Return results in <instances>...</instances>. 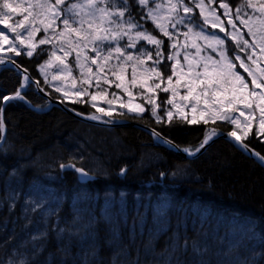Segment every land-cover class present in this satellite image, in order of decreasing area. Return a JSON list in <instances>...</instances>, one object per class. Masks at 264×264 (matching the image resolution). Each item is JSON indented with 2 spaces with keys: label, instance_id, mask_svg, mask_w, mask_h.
Returning a JSON list of instances; mask_svg holds the SVG:
<instances>
[{
  "label": "trees",
  "instance_id": "1",
  "mask_svg": "<svg viewBox=\"0 0 264 264\" xmlns=\"http://www.w3.org/2000/svg\"><path fill=\"white\" fill-rule=\"evenodd\" d=\"M227 2L235 9L244 0H227ZM27 27L13 26L16 29L13 36L15 37L17 33L21 36L25 35ZM40 36L41 33L32 40L37 48L31 57L25 54L29 49L21 45L17 46L23 47L20 55L14 52H11V55L23 70L41 82L42 88L52 98L62 99L61 94L50 88L39 72V67L50 56L51 44L57 42L54 40L50 44L40 45L38 43ZM8 39L11 40L9 37ZM16 42L19 44L18 41ZM27 44L28 41H25V45ZM163 72L166 73L164 66ZM83 77L91 82V75ZM114 80L117 81L116 77L112 76L111 81ZM21 82L20 73L0 68V97L15 93L17 88H20ZM84 85L90 88L89 93L94 89L89 84ZM110 90L108 94L112 96L113 89ZM99 92L101 96L106 95L102 88ZM161 95L167 96L164 93ZM24 99L36 107H49L43 111L35 110L18 101L6 105L2 116L3 132L6 131V144L13 147L14 154L5 157L0 153L1 171L5 172L4 170L12 168L13 162L16 158L19 159L21 152L23 156L30 154L38 157L52 150L64 151L68 152V157L75 159L69 149L74 148L75 155H78V152L82 151L81 148H86L92 143L102 153V157H98V160L107 169L105 170L107 179L97 176L96 181L86 184L87 189L99 194L124 192L128 195V203L134 207L138 205L136 197H143L145 200L146 197L151 196L152 200H155L158 198L156 196L160 195L168 196L172 205L167 217L166 230L157 234L146 230L142 232L137 229L139 224L133 226L131 220L127 222L121 220L118 226L120 235L116 238L108 222L100 220L94 226L95 246L90 248V253L81 242L80 238L83 237L81 231H75L78 233L75 236H69L66 231V238L57 237L53 231H50L49 246L44 250V257L48 259L49 264H84L85 260L87 264H235L234 257L246 258L248 253L243 247L233 248L229 252L231 246L226 241L233 234L227 231L229 228H226L227 223H222V218L226 220L238 218L246 221L249 219L255 224V234L260 237L258 244L261 245L253 248L249 255L252 257L251 252H255V255L263 252L261 259L263 261L257 264H264V168L243 155L233 143L224 139L218 140L201 156L187 160L167 151L164 144L157 143L153 136L141 129L129 126L107 129L82 123L69 116L63 109L52 107L33 87L24 94ZM106 101L108 100H104ZM0 102L4 105V101ZM68 105L83 114H89L93 108L86 101L68 102ZM161 106L165 107L164 103H161ZM164 113L165 108L160 111V116L164 119L159 123L154 117L149 118V111L138 117L128 113L123 115L118 113L109 118L152 129L168 141L179 145L181 149L189 148L192 152L196 151V147L205 138L206 130L215 129L227 133L234 130L238 133L237 128L227 121H209L207 124L201 121L189 124L188 120L175 117L165 122ZM84 128L87 131L82 130ZM80 131L84 132L85 136L78 137ZM3 132L0 134L3 135ZM73 138L75 139L72 141ZM242 140L264 156V139L255 131L248 136H242ZM150 153H155L152 163L146 160ZM73 163L80 165L74 161ZM122 168L127 169L123 176L119 175ZM177 168L188 170L193 178L177 179L172 175ZM161 173L164 175L162 176ZM28 174L31 172L26 175ZM60 174L64 176V173ZM65 175L66 186L81 184L74 172ZM2 177L0 174V180L3 181ZM4 204L2 201L0 207V261L2 252L14 248L10 244L12 242L10 234L14 232L16 236V232L10 230L13 216L8 214L9 210L5 209ZM63 206L62 210L69 211L67 203ZM63 212L58 214L57 222L62 228L67 229L74 220L64 222ZM65 216L69 218L67 211ZM252 238L253 236H247L242 242L249 246L253 244L249 242ZM185 239L188 240L186 250ZM193 241H197L202 247V255L193 252L191 247ZM205 247L206 252L203 251ZM120 249L126 256L120 254L122 253ZM43 262L45 264V259ZM30 264L39 263L30 260Z\"/></svg>",
  "mask_w": 264,
  "mask_h": 264
},
{
  "label": "rangeland",
  "instance_id": "2",
  "mask_svg": "<svg viewBox=\"0 0 264 264\" xmlns=\"http://www.w3.org/2000/svg\"><path fill=\"white\" fill-rule=\"evenodd\" d=\"M169 2H175V0H160V3L162 4H166ZM184 2L186 4H189V6L191 7L196 2H198V0H192V3H189V0H184ZM203 2L205 5L208 4V0H203ZM244 2H247V0H244ZM251 2L254 4H260L264 3V0H251ZM4 3H8L10 7L4 8ZM35 3L36 0H0V29L3 30L4 35H7L9 38H11V40L8 39L7 41L0 39V48L3 49V51H0L1 58H7L8 56H10L12 51H9V49L12 47V44H16L17 46L19 45L16 41L13 40L14 32L11 29L13 28V26L16 25L17 21L23 19L24 15H27V12L24 11L25 8H27L29 4ZM131 3L132 2H130V4ZM219 3L220 1L217 0L215 3L212 4L211 7L216 8V14L220 16V20L223 22L225 32H220L219 25L215 28L209 25L206 27L205 31L206 33L215 32L219 35L220 38L225 39L226 47L234 46V42L228 39L226 36L227 32L233 30L232 26L228 23V17H225L223 15L224 10L219 8ZM230 8L234 13L235 9L231 6ZM133 10H137L135 5H133ZM161 11H167V9L162 8ZM248 11L251 12L252 10L248 9ZM209 12L210 9L205 8V15H208ZM199 13L200 9L193 7V12L189 13V15H192L193 19L195 20L199 17ZM232 18L233 22L237 25V28H239L240 31L243 33L244 39H248L251 42V38L248 36L247 30L240 24L239 20L235 19L234 15ZM137 19H139V17ZM199 22L201 24L203 23L202 17H199ZM28 23H30V21ZM28 23H26L25 26H28ZM148 24L151 25V27H148ZM145 26L149 29L155 27V25H153L150 20L146 22ZM177 28L181 33L187 31V29H185L182 25H178ZM156 31L157 38L163 39L164 46L165 48H167L170 43L169 38L159 33V29H157ZM169 31L171 32L174 30L171 29V27L169 26ZM194 31H199V28L194 29ZM39 33H41L39 40L45 36L43 30H41L40 32L36 33L33 40L38 36ZM257 35L259 37V33ZM56 42L58 44L62 41ZM176 42L177 48L180 49V55L177 57V59L180 60V64H176L177 69L181 68L182 65H186V62L183 60V55L185 51L192 53V55H190L189 57V60L193 64L197 63L201 58L205 57L206 55H212L214 59L216 58V54L211 52V48L206 47V45H208L210 42L196 38L191 34L189 35V38L187 40H185L183 36L177 35ZM193 42L201 48L200 57H195V59L193 57L196 49L191 47ZM257 42H259V39ZM32 43L35 45L34 49H32L34 52L37 46L35 42L32 41ZM144 43L145 41L141 40L140 43L137 44L136 49H129V51L133 53L134 59L137 54V49L140 47V44ZM53 44H55V42H53ZM53 44H51L52 48ZM123 44L124 41H121V46H123ZM182 45H184L185 47H181ZM217 47L219 46L217 45ZM22 48L23 47L19 46L17 47V50L20 51ZM147 48L153 49V45H147ZM168 54L169 51L166 50L164 52V63H161L159 65V70L161 72H163V66L165 64L174 63V61L167 60ZM228 55L229 57H231L230 51ZM239 55L242 59L245 60L246 64L251 63L247 61L246 54L244 52H239ZM57 57H60V59H57ZM153 59H155L154 52ZM253 59L256 60V64L252 65L253 68H257V70L259 68H264V55H261L259 49H257ZM49 60H51V63H48ZM61 60H63L64 63H61ZM73 61L74 53L69 54L65 57L61 52L57 51L56 57L49 56L47 61L39 67L40 75L49 84L50 88L58 91L61 94V97L64 101L72 103L78 102L79 100H83L88 102L90 105L94 103L97 105V108L103 109L105 111L109 109H114L110 116L118 113H128L130 115L138 117V106H142L145 108V111L139 115L142 116L146 114L148 109H151L153 107L152 103H146L148 97H153L155 105L158 106L156 108L158 116H160V111L165 108L172 111V118H180L179 112L182 110L184 115V119L182 120H191L195 118L197 122H201L205 119H208L209 116L212 114V112L208 111L207 109L215 111L217 108L220 107L221 101L231 98L227 93L223 92H217L215 94L209 92L206 96L200 95V91L203 86H197V84L194 83L192 95L188 96V99L186 100L183 99V97L186 96L188 93V88L186 87V84L189 82L190 75L187 74L186 66L184 67V73L178 72L177 75L173 77V86L177 90V95L175 97L172 96L171 92L165 93L163 91H160L159 89L148 87L156 82V77L150 71H144V69H151L153 63L152 60L146 59L144 60L143 64L136 62L135 65H133V62L129 61L122 67L116 66L112 68V71L115 72L116 75L121 76L124 88L128 90L127 92H125L123 88H116V84L120 83L121 81H111V77H116V75H111L108 72V66L118 65L117 61H109L99 73H97V68L95 66H92V72H89L87 64H85L83 69V76L91 75L90 87H94V89L89 93L90 88L82 83V80L80 78V69L75 66ZM203 62L208 64L210 75H215L216 71L219 70L218 65H214L207 60ZM97 63L100 62L98 61ZM234 63H236L237 65L239 64L238 61H234ZM133 66H135L136 68L137 76L135 84L132 83L131 77ZM69 68L71 69L70 72L68 70ZM197 71H202V69L197 68ZM235 71L237 73L242 74L245 77L246 81H250L251 78L248 77L247 73L243 72V69L237 66L235 68ZM97 75L101 77L99 88L95 86ZM105 75L110 81V84H105L103 82V77ZM166 75L167 74L165 73V76ZM177 81L179 82L177 83ZM142 83L146 85V87L143 89L140 87ZM25 86L26 84L23 82L22 89H24ZM164 86V84L161 85V87ZM82 87L87 89L88 94L78 96L77 92ZM107 87H109V89ZM252 87L253 86L249 83L248 89L242 90L240 92V95L247 96V93L252 90ZM100 88H102V91L103 89H107V92H104L106 94L105 96H101L99 92ZM110 89H113L112 96L108 94L109 92H111ZM262 90L264 89H256L257 92H260ZM113 93H116V98L113 97ZM162 93L167 94L169 98L173 99V105H176L177 107L165 104L163 101V98L165 96H162ZM65 94L67 95V99H65ZM92 95H96L95 100H91ZM253 99L254 98L252 97H248V100L251 103V108H249L248 105L243 102V100L238 102L237 109L244 110L243 116L240 115V112L238 110H234L228 107L224 108L225 112L230 113L233 116L239 117L238 124H232L235 128H237L238 133H236V135L239 137L248 136L254 131L256 133H258V131L264 132V129L261 128L260 124V121L264 120V114L260 112V108H264V101H260V107L258 108L256 104L252 102ZM104 100L112 101V103L109 104L108 101L104 102ZM18 102H23L29 107L41 111L49 107H36L31 103L27 102L25 99H18ZM161 103H164L165 107H162ZM193 105H195V111H192ZM129 108L132 109L131 112H129ZM209 121L212 120L209 119ZM247 124H250L251 127H246ZM82 130L87 131V129L85 128ZM78 134V137L85 136V133L81 131ZM259 136L264 139V134H260ZM74 139L75 138L71 140L73 141ZM5 147V152L0 151V153L4 154L5 157L14 154L12 150L13 147L11 145L5 144ZM79 147L81 146L79 145ZM81 149L82 151L78 152V155H75L74 148L69 149L70 154H74L75 159L71 156L68 157V152L64 151L58 152L56 150H52L47 153H44L43 155H38V157H35L34 155L30 154L28 156H23L21 152V158H16V161L13 162L14 164L12 168L4 170L5 172L0 170V174H2V178L4 179L3 181L0 180V207L3 201L6 207L5 209L7 211L9 210L8 214H11L13 216V218L11 217L12 226L10 227V230H14L16 232V236L14 232L10 234L12 235V242L10 244L14 248L12 249L11 247L7 252H2L1 261H7L12 256L13 251H15L17 253L15 257L17 260L27 257L29 262L30 260H34L37 261L39 264H44L43 259H45V264H49L48 259L44 257V250H46L49 246V241L51 239L49 235L50 231H53V233L57 235V237L63 236L65 238L67 237L69 231H81L83 235V237L80 238L82 240L81 242L82 244H85L84 248L87 249V252L90 253V248L92 246H95V243H93L95 238L94 226L100 220L108 222V225H110L112 233L114 232V236L116 238L120 235L118 226L121 220H123V222L131 220L133 226L139 224V227L137 229L141 230L142 232L143 230H146L150 233L154 232L157 234L166 230L167 217L171 210V201L167 198L168 196H156L158 198L155 200H152L151 196L146 197L145 200H143V197H136L135 199L138 201V205L137 207H134V205L128 203V195L126 193L116 194L115 192H109L110 195L109 193L99 194L91 192L89 189H87V187H85L86 185L66 186L64 183L66 177L65 173H68V171L62 172L59 170L61 163L68 164L70 162L72 163L73 161L77 162L96 176L107 179V174L105 172V170L107 169H105V166L103 167V165H101L99 163L100 161L98 160V157H102V153L99 151L97 146L91 143L88 145V147ZM153 157H155V153L148 154L146 157L147 162L152 163ZM76 159H78V161ZM185 171L186 174L178 175L176 176V178L181 180L192 179L193 175L190 174L188 170ZM28 172H31V174L26 175ZM60 173H64V176ZM30 201H35L42 206L37 207L36 210L33 211L32 204L30 203ZM66 203L69 206V211H66L67 213H69L70 219L65 216L66 211L62 210L64 208L63 205H65ZM62 212V217L63 219L65 218L63 220L64 222H71L74 220L73 223L68 225V231L66 235V232L63 235H58L59 229L62 227L61 224L59 225V222H57V219L59 218L58 214H61ZM49 213L51 214L49 215ZM195 213L197 214L198 210L195 211ZM45 221L47 222L45 223ZM222 223H227L226 228H229V230L227 231L232 232L233 234V236L229 237V241L227 240L226 242L230 246L238 245V247L236 248L243 247L248 253V256L246 258H241L237 256L234 257L233 261L235 262V264H239L237 258H239L240 261L250 258L251 256L249 255V252L253 248H258V246H260V244H258V240H260V237L257 233L255 234V224L249 219L248 221H246L238 218L234 220H226L225 218H222ZM44 231H47V236L35 242L37 247H40L42 249L37 253L33 250L32 237ZM144 234L146 233L144 232ZM247 236H253L252 241H249L253 244H250L249 246L242 242ZM246 247H248V249ZM200 248L202 247L200 246ZM120 252H122L120 254H122L123 257L126 256L121 249ZM251 255H255V252H251ZM255 257L257 263L263 261L261 260L263 257V252L256 253Z\"/></svg>",
  "mask_w": 264,
  "mask_h": 264
},
{
  "label": "snow or ice",
  "instance_id": "3",
  "mask_svg": "<svg viewBox=\"0 0 264 264\" xmlns=\"http://www.w3.org/2000/svg\"><path fill=\"white\" fill-rule=\"evenodd\" d=\"M215 2L216 0H208V4L205 5L203 0H198V2L190 7L184 0H175V2L166 4L160 3V0H132L131 4L129 0H36L35 4H29L27 8H25L24 11L27 12V15H24L23 19L16 22L17 28H24L25 24L30 21L28 27L25 29V35L21 36L17 33L14 40L18 41L19 45L26 46L29 49L25 53L28 57L33 55L32 49L35 47L32 40L36 33L41 30H43L45 36L38 41L40 45L52 43L54 40L58 42L62 41L61 43L53 44V48L49 53L50 56L56 57L57 51L61 52L65 57L74 53L73 63L80 69V78L84 84H89L90 86V80L84 79L83 77L85 64H87L89 72H92V66H95L97 68V73H99L109 61L115 60L118 62V65H109L108 72L111 75H116V73L112 71L113 67H122L129 61H132L133 65H135L136 62L143 64L146 59L152 60L153 63L151 69H144V71H150L156 77V82L148 87L159 89L165 93L171 92L172 96L175 97L177 95V90L173 86V77L176 76L178 72L184 73V67L186 66L187 74L190 75L189 82L186 84L188 93L183 99L186 100L188 96L192 95L194 83L197 84V86H203L200 95L206 96L209 92L213 94L223 92L231 97L221 101L220 107L215 111L207 109L211 111L212 114L203 122L207 124L209 119L213 122L220 119L230 124H238L239 117L225 112V107L238 110L240 115L243 116L244 110L237 109L239 101L243 100L249 108H251V103L248 97L254 98L252 102H254L258 108L260 107V101H264V90L260 92L256 91V89H264V68H259L257 70V68L252 67V65L256 64V60H254L253 57L257 49H259L261 55H264V3L254 4L251 0H247V2L239 3L235 7V12L233 13L227 0H220L218 6L224 10L223 15L228 17V23L233 29L227 32L226 36L234 42V46L226 47L225 39L220 38L215 32L206 33L205 31L206 27L209 25L213 28L219 25L220 32H225L223 22L220 20V16L216 14V8L211 7ZM189 3H192V0H189ZM133 5H135L137 9L135 12H133ZM3 7L9 8L10 5L4 3ZM193 7L200 9L199 17L203 18L202 24L199 22V17L194 20L193 16L189 15V13L193 12ZM162 8L167 9V11H161ZM205 8L210 9L208 15H205ZM248 9L252 11L249 12ZM233 15L247 30L251 42L248 39H244L243 33L233 22ZM137 17H139V19H137ZM149 20L155 25L152 29L145 26L146 22ZM178 25H182L187 31L181 33L177 28ZM169 26L174 31L170 32ZM196 28H199V31H194ZM157 29H159V33L169 38L170 43L167 48L164 46V40L157 38V36L153 34ZM11 30L13 32L16 31L15 28ZM258 33L259 37L257 35ZM190 34L196 38L210 42L206 47L211 48V52L216 54V58L214 59L212 55H206L197 63L193 64L189 60L192 53L185 51L183 60L186 62V65H182L181 68L177 69L176 64H180V60L177 59L180 55V49L177 48L176 36H183L184 39L187 40ZM0 39L5 41L8 40V36L4 35L2 29H0ZM258 39L259 42H257ZM141 40L145 41V43L140 44L134 59L133 53L130 52L129 49H136L137 44H139ZM25 41H28L27 45H25ZM121 41H124L123 46H121ZM147 45H153V49H148ZM217 45L219 47H217ZM181 47L185 46L182 45ZM191 47L196 49L193 58L200 57V46L193 42ZM166 50L169 51L167 60L174 61V63L164 65L165 72L167 73L165 76V73L159 70V65L164 63V52ZM0 51H3V49L0 48ZM9 51L14 52L16 55H20V51L17 50L16 44H12ZM229 51L231 52V57L228 55ZM153 52L155 54V59H153ZM239 52H244L247 61L251 63L246 64L245 60L239 55ZM43 54L44 52L41 53V55ZM57 59H60V57H57ZM205 60L219 66V70L216 71L215 75L209 74L208 64L203 62ZM98 61L100 63H97ZM234 61H238L239 64L237 65ZM2 63H4V58H0V64ZM48 63H51V60H49ZM61 63H64V61L61 60ZM12 64H15V61H12ZM237 66L243 69V72L247 73L248 77L251 78L250 81H246L242 74L235 71ZM197 68L202 69V71H197ZM68 70L69 72L71 71L70 68ZM20 74L23 76V82L27 84L28 77L23 75V73ZM131 77L132 83L135 84L137 79L135 66L132 67ZM116 79L121 81L116 84V88H123L124 91L127 92L128 90L124 88L121 76L116 75ZM100 80L101 77L97 75L95 81V86L97 88L100 87ZM103 82L105 84H110L106 75L103 77ZM178 82L179 81H177V83ZM249 83L253 86L252 90L247 93V96L240 95L242 90L248 89ZM162 84L165 86L161 87ZM140 87L143 89L146 85L142 83ZM103 91L106 93L107 89H103ZM87 94V89L83 87L77 92L78 96ZM113 97L116 98V93H113ZM14 98L24 99V97L20 95V88H17L14 97L3 96L0 97V101H7ZM65 99H67L66 94ZM95 99L96 95H92L91 100ZM163 101L167 105H173V99L168 96H165ZM78 102L83 103L84 101L80 100ZM108 103L111 104L112 101H108ZM146 103L153 104V107L148 109L150 113L149 118L155 117L157 123L161 122L164 117L157 115L156 108L158 106L155 105L153 97H148ZM91 106L97 108V105L94 103ZM173 107L177 106L173 105ZM138 108L139 111L137 112V116L145 111V108L142 106H138ZM97 110L101 111L104 116H110L112 111H114V109L105 111L99 108H97ZM3 111L4 105L0 102V133L3 132ZM131 111L132 109L129 108V112ZM192 111H195V105H193ZM260 112L264 114V108H260ZM121 115H123V113H121ZM164 115L167 117L165 122L171 121L173 115L172 111L165 109ZM179 116L181 119H184L182 110L179 112ZM89 119H100V117L92 114L89 116ZM187 122L189 124H196L197 120L193 118ZM260 124L261 128L264 129V120L260 121ZM246 127L250 128L251 125L247 124ZM150 134L157 136L156 142L159 144H168L170 149L176 151L182 150L188 153L189 156L195 155L189 148L181 149L179 145L159 137L154 130ZM217 134L215 129L206 130L205 138L196 147V151L199 152L200 148L204 147V145L208 143V140ZM257 134H264V132L258 131ZM219 135L223 136L224 133H219ZM227 135L234 137L238 142L240 141V137L236 135L234 130L228 132ZM239 147L241 150L247 151L248 155H252V153L248 151L247 145L240 144ZM0 151H6L5 140L2 134H0ZM256 156L258 157V162L264 165V156H260L258 153ZM60 168L75 170V172L79 174L81 181L94 178L87 170L82 167L78 168L72 163H61ZM126 171V168H122L119 175L123 176ZM184 174H186V171L183 168H177V170L172 173L174 177ZM161 175L163 176L164 173H161ZM30 203L32 204L33 211H35L37 207L42 206L35 201H30ZM50 214L51 213H49V215ZM46 222L47 221H45V223ZM66 231L68 230L60 228L58 235H63ZM68 234L69 236H75L78 233L69 231ZM46 236L47 231H44L32 237L33 250L35 252L38 253L42 250L40 247H37L35 242ZM191 247L194 253L203 254L197 241H193ZM236 247H238V245H232L229 252ZM184 248L185 250L188 248L187 239H185ZM203 251L206 252L207 248L205 247ZM16 255L17 253L13 251L12 256L7 261H0V264H30L27 257L17 260L15 258ZM237 260L239 264H257L255 255L242 261H240L239 258H237ZM84 264H87V260L84 261Z\"/></svg>",
  "mask_w": 264,
  "mask_h": 264
},
{
  "label": "water",
  "instance_id": "4",
  "mask_svg": "<svg viewBox=\"0 0 264 264\" xmlns=\"http://www.w3.org/2000/svg\"><path fill=\"white\" fill-rule=\"evenodd\" d=\"M12 61L13 60H5L4 63L0 64V67L5 68V69H11V70L14 69V70L18 71L19 73H23V75H26L28 77V80H29L28 83L34 85V87L37 89V92L40 93V95H42L46 100H48V102L51 104L52 107H59V108L63 109L69 116L75 118L76 120H78V121H80L82 123L88 124V125L102 126V127H111V128H118V127H123V126H129V127L132 126V127H135V128L141 129L142 131L147 132L149 135H151V136H153V137H155L157 139V136L156 135L150 134V133L153 132V130L152 129H149V128H146L144 126H138V125H135V124H131L129 122H126V121H118L115 124H106V123L98 122L95 119H89V116L90 115L77 114L79 112L75 111L73 108L68 107L64 103H62L60 101H57V100H54L53 98H51L50 96H48L47 92H45L41 88V86H40V84H39V82L37 80L33 79L30 76V74L27 71L23 70V68H21L16 62H15V64H12ZM17 66H19V67H17ZM14 96L15 95H13L11 97H14ZM15 99L16 98L7 100L6 103L4 104V110H5L6 104L9 101H12V100H15ZM3 114H4V111H3ZM3 114H2V116H3ZM155 133L158 134L157 132H155ZM217 133H218L217 135L212 136V138L208 140V143L205 144L204 147L200 148V151L199 152L196 151L194 156H189L188 153H186V152H184L182 150L181 151H176L174 149H170L169 146H168V144H164L165 145L164 147L166 148L167 151L172 152V153L178 155L179 157H181L183 159L193 160V159L201 156L203 153H205L206 150L209 148V146L212 145L214 142H216L218 140H223L224 139V140H228L231 143H233L235 145V147L243 155H245L246 157L252 159L256 163H258L259 165H261V166L264 167V165H262L261 163L258 162V157L256 156V154L258 152L256 150L252 149L251 147H249L247 144H245L241 139L238 142V141L235 140L234 137L228 136L227 135V132H217ZM219 133H224V135L221 136V135H219ZM3 137H4V140L6 141V131L3 132ZM159 137L163 138L160 135H159ZM165 140H167V139H165ZM240 144L247 145L248 146V151H250L252 153V155L250 156V155L247 154V151L241 150V148L239 147ZM62 170L63 171H68V172H74L75 171V170H67V169H62ZM78 178H79V181L81 183H89V182H92L94 180V178H93V179H90V180L81 181V179L79 177V174H78Z\"/></svg>",
  "mask_w": 264,
  "mask_h": 264
},
{
  "label": "bare ground",
  "instance_id": "5",
  "mask_svg": "<svg viewBox=\"0 0 264 264\" xmlns=\"http://www.w3.org/2000/svg\"><path fill=\"white\" fill-rule=\"evenodd\" d=\"M48 96H50V95H48ZM51 97V96H50ZM52 98V97H51ZM48 101V100H47ZM51 105V104H50ZM78 112V111H77ZM131 124H135V125H138V126H140L139 124H136V123H131ZM130 127H132V126H130ZM5 144H6V141H5ZM263 167V166H262ZM264 168V167H263ZM93 174V173H92ZM95 175V174H94ZM96 176V175H95ZM97 177V176H96ZM48 178V177H47ZM96 181V180H95ZM85 191V190H84ZM114 194V193H113ZM109 195H110V193H109ZM158 195V194H157ZM112 196V195H111ZM160 196H162V195H160ZM166 196V195H165ZM159 197V196H158ZM108 200V199H107ZM122 201V200H121ZM5 205V204H4ZM172 206V205H171ZM72 214V213H71ZM65 219V218H64ZM72 219H73V217H72ZM261 245V244H260ZM9 250V249H8ZM227 252V251H226ZM232 255V254H231ZM225 256V255H224ZM228 263V262H227Z\"/></svg>",
  "mask_w": 264,
  "mask_h": 264
}]
</instances>
